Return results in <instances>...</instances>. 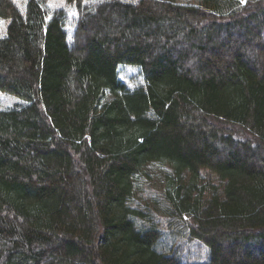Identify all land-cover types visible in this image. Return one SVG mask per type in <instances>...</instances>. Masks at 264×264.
<instances>
[{"label":"trees","instance_id":"obj_1","mask_svg":"<svg viewBox=\"0 0 264 264\" xmlns=\"http://www.w3.org/2000/svg\"><path fill=\"white\" fill-rule=\"evenodd\" d=\"M0 19V264H264V0Z\"/></svg>","mask_w":264,"mask_h":264},{"label":"rangeland","instance_id":"obj_2","mask_svg":"<svg viewBox=\"0 0 264 264\" xmlns=\"http://www.w3.org/2000/svg\"><path fill=\"white\" fill-rule=\"evenodd\" d=\"M20 7H24L27 0H14ZM55 3H58V6L63 3V0H53ZM179 2H189V3H197L198 0H178ZM6 22L3 19H0V36L3 35L6 28ZM120 75L121 77L128 83V85L133 88L137 86L138 84L144 83V77L140 73V71L130 65H124L120 67ZM16 102L15 99L10 98L9 96L5 95L4 93H0V108H4L6 106H12ZM167 168L166 166L158 167V166H152V174L151 179L149 178L148 184L145 186V188L150 190H156L163 188L164 186V180L161 172ZM205 174L209 175L210 178H213V175L210 173L205 172ZM141 199L144 201V199H147V193L145 192L144 195H140ZM144 198V199H143Z\"/></svg>","mask_w":264,"mask_h":264}]
</instances>
